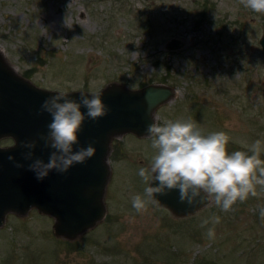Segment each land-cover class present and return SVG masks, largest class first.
I'll list each match as a JSON object with an SVG mask.
<instances>
[{"label": "rangeland", "instance_id": "1", "mask_svg": "<svg viewBox=\"0 0 264 264\" xmlns=\"http://www.w3.org/2000/svg\"><path fill=\"white\" fill-rule=\"evenodd\" d=\"M262 33L264 13L241 0H0V51L17 73L59 91L95 92L111 81L171 86L156 123L191 118L206 133L224 131L229 152L264 140ZM171 37L187 44L165 50ZM111 148L105 217L66 240L34 208L8 213L0 264H264V193L228 213L214 201L184 217L156 204L136 213L150 138L122 134ZM214 215L221 222L209 240L201 222Z\"/></svg>", "mask_w": 264, "mask_h": 264}, {"label": "water", "instance_id": "2", "mask_svg": "<svg viewBox=\"0 0 264 264\" xmlns=\"http://www.w3.org/2000/svg\"><path fill=\"white\" fill-rule=\"evenodd\" d=\"M187 44L185 38L171 37L163 48L174 51ZM264 50V33L259 38ZM61 91L41 87L17 73L0 51V140L10 138V144H0V227L6 215L23 216L32 208L53 218L52 232L56 237L75 240L94 228L106 215V186L110 177V154L113 139L122 134L148 136L147 127L156 123L155 112L170 100L175 90L164 84L148 83L129 87L111 81L98 91L83 89L63 91L69 98L79 100L81 93H99L107 106V115L93 121L86 118L79 133V147L91 144L96 154L83 164H76L67 173L50 172L37 180L29 165L35 159L48 161L51 151L40 136L48 134L51 116L42 111L45 100ZM86 109L82 112L86 115ZM36 142L33 160H26L27 142ZM14 157V161L8 159ZM16 164H22L17 168ZM155 186V185H153ZM159 206L165 207L176 217L189 216L208 205L180 203L179 192L158 195Z\"/></svg>", "mask_w": 264, "mask_h": 264}, {"label": "clouds", "instance_id": "3", "mask_svg": "<svg viewBox=\"0 0 264 264\" xmlns=\"http://www.w3.org/2000/svg\"><path fill=\"white\" fill-rule=\"evenodd\" d=\"M245 8L264 13V0H241ZM86 109V115L82 112ZM42 111L51 116L48 134L40 136L47 148L52 149L48 161L33 160L36 142H27L22 147L29 149L26 160H33L29 171L37 180L47 178L52 171L64 174L76 164H83L96 154L89 144L79 145V133L85 119L96 121L107 115L108 108L99 93L74 100L63 91L48 98ZM152 155L147 167L138 169V176L145 184L142 194L131 198L136 213L148 210L150 204H158V195L171 191L179 192L180 203L194 205L214 201L222 212L228 213L235 206L264 193V140L257 139L246 145V150L228 151L231 137L224 131L206 133L201 125L191 118L165 120L147 127ZM10 161L14 157L9 156ZM22 168V164H16ZM155 185V186H153ZM264 219V207L259 209ZM221 222L219 216L205 218L201 227H206L209 240L215 238V226ZM211 223L212 227H207Z\"/></svg>", "mask_w": 264, "mask_h": 264}, {"label": "trees", "instance_id": "4", "mask_svg": "<svg viewBox=\"0 0 264 264\" xmlns=\"http://www.w3.org/2000/svg\"><path fill=\"white\" fill-rule=\"evenodd\" d=\"M204 12H205V10L202 12V17H203V16H204V14H205ZM140 86H142V85L140 84Z\"/></svg>", "mask_w": 264, "mask_h": 264}, {"label": "flooded vegetation", "instance_id": "5", "mask_svg": "<svg viewBox=\"0 0 264 264\" xmlns=\"http://www.w3.org/2000/svg\"><path fill=\"white\" fill-rule=\"evenodd\" d=\"M10 139V138H9ZM12 141V140H11Z\"/></svg>", "mask_w": 264, "mask_h": 264}]
</instances>
